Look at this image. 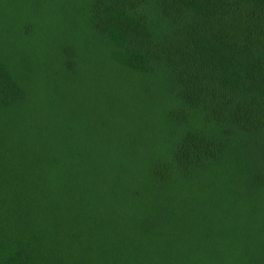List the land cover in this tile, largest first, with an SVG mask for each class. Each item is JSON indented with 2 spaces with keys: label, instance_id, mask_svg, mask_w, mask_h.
<instances>
[{
  "label": "trees",
  "instance_id": "trees-1",
  "mask_svg": "<svg viewBox=\"0 0 264 264\" xmlns=\"http://www.w3.org/2000/svg\"><path fill=\"white\" fill-rule=\"evenodd\" d=\"M0 264H264V0H0Z\"/></svg>",
  "mask_w": 264,
  "mask_h": 264
}]
</instances>
